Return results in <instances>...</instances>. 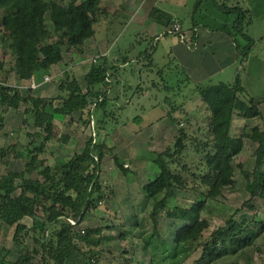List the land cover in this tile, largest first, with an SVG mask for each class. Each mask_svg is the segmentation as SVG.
Instances as JSON below:
<instances>
[{
  "label": "trees",
  "instance_id": "trees-1",
  "mask_svg": "<svg viewBox=\"0 0 264 264\" xmlns=\"http://www.w3.org/2000/svg\"><path fill=\"white\" fill-rule=\"evenodd\" d=\"M205 1L195 2L191 14L193 27L207 26L227 32L245 61L255 44L245 32L244 22L251 10L239 4L229 6V0L221 5L213 4L222 11L225 20L210 26L204 21L209 16L204 11L209 12L212 7L209 3L203 4ZM200 10L202 21L197 19ZM154 13L169 27V33L183 37L182 26L179 32L172 30L177 21L172 14L161 9ZM106 14L107 11L100 7V0H71L67 5L54 0H0V49L3 53V57L0 56V129L4 126L5 111L19 109L22 104L26 105L25 113L33 118V125L39 129L30 134L34 138L30 141L31 147L22 152L31 175L17 182V172L0 173V223L14 227V242L23 244L27 238H32L36 246L25 249L12 263L6 259L10 250L1 247L0 264H102L104 253L114 254L110 248L103 247L104 226L85 230L75 227L104 197L108 199V183L101 174L103 158L111 151L103 136L100 138L102 131H96L93 121L95 113L102 110L98 120L103 128L113 114L108 111V94L112 87V71L118 66L110 63L106 55H98L85 74V90L71 70H64L57 87L61 99L58 105L45 97L24 95L18 86L9 83L11 73L20 80L30 81L34 77L43 82L45 76H49L46 74H51L64 60L65 51H83L86 42L95 36L96 25ZM232 15H236L234 21ZM48 21L54 28V41L45 39L51 31ZM238 37L247 44L242 45ZM165 86L174 88V85ZM195 87L197 97L202 101V122L194 120L196 111L189 112L182 105L168 111V115L176 110L185 112L186 122L179 123L174 143L157 152L154 162L159 167V174L143 185L146 196L152 200L149 218L153 228L146 232L145 221L138 227L149 250L150 264H184L198 249L201 254L191 264H213L254 246L264 233V221H258L260 227L257 228L254 221L236 218L244 206L255 208L254 197L264 200V127L260 132L249 130L248 124L243 122L239 131L234 128L237 118L246 120L263 116L264 95H247L238 74L231 83H198ZM74 113H79V121L94 130L84 148L69 159L53 164L40 158L48 142L69 141L68 134L56 132L55 119L71 117ZM29 119L26 118V122ZM171 121L178 119L173 116ZM246 138L257 144L255 166L249 173L251 198L240 208H230L229 218L217 226L209 238H204L203 233L210 222L202 213L222 195L225 187L235 184L234 159L243 150ZM17 152L18 142L0 147V164L10 161ZM190 154L195 155L193 163L186 160ZM114 160L125 175L130 172L121 157L117 155ZM238 166L242 167L241 164ZM178 193L189 203L181 204L175 196ZM162 215L178 223L171 243L159 232ZM26 217L32 219V226L24 222ZM119 237L127 239L123 234ZM127 253L124 248L117 258L132 264Z\"/></svg>",
  "mask_w": 264,
  "mask_h": 264
},
{
  "label": "rangeland",
  "instance_id": "rangeland-1",
  "mask_svg": "<svg viewBox=\"0 0 264 264\" xmlns=\"http://www.w3.org/2000/svg\"><path fill=\"white\" fill-rule=\"evenodd\" d=\"M54 1L67 5L71 0ZM224 1L215 0L214 2V0H207L203 3H209V6L211 5L210 7H212L209 12L204 11L205 14L209 15L208 19L204 21L210 23V26L224 23V14L217 6H213V4L221 5ZM176 2L182 6L181 8L178 7V14L182 18L185 17L184 28H187L190 24L188 17L185 16L187 12L184 10V4L191 2L190 0H177ZM227 4L229 6H232L231 4L244 5L246 9H251L250 15L244 22L246 26L245 32L255 40V44L245 61L241 59V55L233 58L228 54L226 55L227 58L222 59L221 64L218 63L221 66V70H211L212 72L208 74L202 71L203 67L199 64L205 65L206 57L208 56L216 55L217 58L218 51L207 45L205 49L204 47L202 48V51L194 52L193 49L196 42H193L192 47L187 46L180 36L176 34L162 33L156 38L152 37V33L148 32L147 28L139 22L141 17L144 18L146 16V11H143L145 8L142 10L143 7H138V12H135L139 14L137 17L134 12H114L111 8L112 13L106 16L105 19L100 20L96 25L99 33L104 32L106 27L109 29L108 41H105V43H107L108 48H111L109 54L110 62H112L114 55H116L115 61H117V57L121 59L119 63H116L117 69L115 70L114 68L112 71L111 90H113V94L108 97V109L113 114L106 120V126L102 128V136H104L103 138L111 151V153L105 155L101 174L105 183H108V199L104 197L95 209L88 211L84 220L75 228L85 230L99 225L104 226L101 234L103 247L110 248L116 257L110 253H104L105 257L101 261L102 264H126L125 260L117 258L124 248L128 251L127 258L132 260V264H150L149 250L145 244L144 237L140 234L141 228L138 227L141 221H145L146 232H151L153 228L152 221L149 218L152 200L146 196L143 190V185L149 181L148 179H154L153 173L150 172L151 170L147 169L149 166L147 162L150 160L148 158L150 151L147 149H153L155 144V148H157L158 144V149L163 151L168 145L173 144L178 134L179 123L185 124L187 115L181 110H178L175 114L173 113L174 117L178 119L177 122L171 121L173 129L171 132L167 131V125L164 126L162 123L164 127L160 128L158 137L153 139L157 143L151 142L152 146L150 148V136L148 134L146 136L144 134L134 136L132 129L150 130L147 129L149 127L147 124L152 119L155 121L160 116L163 117L167 109L172 111V108L180 105L184 106V109L189 112L196 111L193 114L194 120L202 122L200 113L203 107L201 105L202 101L197 99L196 83L205 85L219 82L231 83L235 81L238 74L247 95L257 97L264 95V0H229ZM170 11L173 12V10ZM201 16L202 11L200 10L197 14V19L202 21L204 18L201 19ZM48 24L51 31L46 35L45 39L46 41H54L56 36L53 25L50 21H48ZM202 27L208 29L207 26ZM238 38L243 45L247 44V41L243 43V38ZM180 45L183 46L184 51L178 50L181 49ZM96 48L100 47H95L91 43L85 44L82 48L83 51H65L64 60L54 67L51 74H46L49 75L50 80L43 82L44 84L42 85L31 87L30 81L18 79L15 73H11L9 83L18 86L24 95L31 94L34 97H45L48 100H54V104L58 105L61 99L58 97L59 91L57 87L63 76V71L66 69L71 70L80 80L82 86H84V76L90 68L91 59L96 57L94 56L97 53ZM151 49L155 53L148 55ZM108 51L109 49L106 50V52ZM105 54L108 55L107 53ZM0 56L3 57L1 49ZM197 72L201 73V75L196 78L195 74ZM190 75H194L193 80L188 78ZM165 85H174L176 89H167ZM29 88H32V90L30 91ZM165 95H169L170 98L165 99ZM151 102H155L157 105L149 107ZM143 107L147 108L146 111ZM25 108L26 105L22 104L19 109H7L4 113V126L0 129V147H7L12 142H18L17 154L13 155L9 159L10 161L0 164V173H4L7 170L17 172V182L21 178L31 175L26 168V158L22 152L27 147H31L30 141L34 138L30 134L39 130L33 125V118L25 113ZM261 110L264 114V104L261 105ZM100 111L102 112V110ZM78 117L79 113H74L71 117L68 115L64 118L55 119L56 132L68 134L70 139L67 142L54 140L48 142L46 151L40 158H46L53 164L57 161L69 159L74 153L84 148L85 143L94 130L81 123ZM26 118H30L29 121L26 122ZM260 118L249 121V130L255 129V131L259 132L263 130L264 121L262 122ZM98 119L97 116L93 121L97 132L101 130ZM243 122L239 119L235 121V130L239 131ZM194 123L197 122L194 121ZM123 126L126 128L123 129ZM123 130L129 131L124 132ZM124 134L127 137V145L122 142V140L124 141L122 137ZM162 134L163 136L166 135V137L162 140L164 144L160 145L159 138ZM100 138H102L101 134ZM36 141L40 142L39 139ZM254 145L252 140L249 138L245 139L243 150L234 159L235 184L225 187L222 195L217 197L212 205L203 211V217H206L210 222L209 228L203 233L204 238H209L212 231L229 218L231 214L230 208H240L244 201L251 198V176L249 173L255 166ZM121 150H125L127 153L128 151L131 152L127 156V163L125 162L128 169L135 164L144 166L147 163L145 169L143 166L137 169L138 173L136 176H134L132 171L128 173L130 174L129 176H134L131 177L133 180H129L123 175L124 173L120 172V169L115 167V156L119 155L122 159L125 158L124 155H120ZM159 150L158 152H160ZM186 160L189 163H193L195 155L186 156ZM238 164H241L242 167H239ZM32 175L35 176V174ZM175 196L181 204L189 203L179 193L175 194ZM252 204L255 206L254 209L244 206L236 215V218L242 221H254L257 228H259L260 225L257 222L264 221V200L254 197ZM159 220L158 228L160 234L171 243L174 240L178 223L172 222L171 219L164 215ZM24 222L28 226H32L31 218L26 217ZM107 226H111V228H107ZM13 232L14 227H7L0 223V248L5 247L10 250L6 257L10 263L17 260L25 249L31 250L36 246L32 238H27L23 244L14 242ZM121 234L126 235L127 239L122 240L119 237ZM200 254L201 249H198L184 264H191ZM213 264H264V233L254 246L236 255L225 256Z\"/></svg>",
  "mask_w": 264,
  "mask_h": 264
},
{
  "label": "crops",
  "instance_id": "crops-1",
  "mask_svg": "<svg viewBox=\"0 0 264 264\" xmlns=\"http://www.w3.org/2000/svg\"><path fill=\"white\" fill-rule=\"evenodd\" d=\"M171 1H173L174 3L172 2V4H171ZM176 1L177 0H100V7L107 11L106 16H108V15H110L112 13L111 8H112V10L114 12L115 11H117V12L123 11V13H127V12H134L135 13V12H138L137 9H138L139 6L143 7L142 10L145 8V10H143V11H146V16L144 18L141 17L139 22L142 23L145 28H147L148 32L152 33V37H154V38H156L157 36H159V34H162V33L171 34V33H169V27H166L164 25V23L160 21V17L155 15L154 11L156 9H161L164 12L172 14L173 17H174V20H177L176 22H179L180 25L182 26V32L184 33L183 37H180L182 39V41L187 46H190V47L193 46V42L194 41L196 42L195 48L193 49L194 52L198 53L200 50L202 51V48L204 47V49H205L207 47V45L210 46L211 48H215L218 51L217 58H216V55H211V56L206 57L207 60H206V64L205 65L199 64V65H202V67H203L202 71L204 73L208 74V73H210V72H212V71H214L216 69H220L221 66L218 65V63L221 64L222 63V59L223 58H227L226 55H228V54L231 57H233V58H237V57L240 56L241 53L237 49L233 37L230 34H228L227 32H223V31H220V30H212L209 27H208V29L206 27L203 28L202 26L201 27H196V28L193 27L191 14H192V10L194 8L196 0H190L191 3L184 4V8H185L184 10L187 12L185 14V16L188 17L189 24H190V25H188L189 27L184 28L185 27V23H184L185 17L182 18L181 15L178 14V7L181 8L182 6H181V4H177ZM231 5L234 6L233 4H231ZM246 6H247V4H246ZM243 7L245 8L244 5H243ZM247 9L251 10L250 8H247ZM170 10H173V12H171ZM138 15L139 14H136L135 16L137 17ZM153 15L156 18L153 17ZM106 16L101 18V20L105 19ZM235 18H236V16L232 15V18H231L232 21H234ZM109 24H110V22H109ZM195 31H196V33H195ZM108 32H109V29L107 27H106V29H104V32L102 31L101 33H99L98 29H96L95 36L93 38H91L89 41H87L86 44L93 43L95 47H100L98 49L96 48L97 49V53L94 56L97 57L100 54L107 53L108 55H106V56L107 57L109 56L108 59L110 61V55L109 54H110L111 48L110 47L108 48L107 45H106L107 43H105V41L106 42L108 41V38H107ZM157 32H159V33H157ZM243 41H244L243 43H246L245 40H243ZM180 47H181V49H178V50L184 51L183 46L180 45ZM108 49H109V51L106 52V50H108ZM125 51H126V49H125ZM149 52L152 53V54L155 53V51L152 50V49ZM115 57H116V55H114L113 60L110 63H112L114 65H117L116 63H119L121 61V59L117 57V61H115V59H114ZM92 61H93V59H91V63L90 64H92ZM200 75H201V73H199V72H197V74H195L196 78L199 77ZM193 76L194 75H190V76H188V78H190V79L192 78L191 80H193L194 79ZM84 80H85V76H84ZM79 82H80V80H79ZM39 83H41V85L44 84L43 82H40V81H39ZM81 87H82L83 90L86 89V87H87L86 81H85V85L84 86H82V84H81ZM175 89H176V87H174V90ZM112 92H113V90H111L109 92L108 97L112 96V94H113ZM145 97H146V95H145ZM169 98H170L169 95H165V99H169ZM197 99H198V97H197ZM148 103H149V101H148ZM152 105L155 106L157 104H155V102L154 103L151 102L149 107L152 106ZM143 109L146 111L147 108L143 107ZM108 111H109V109H108ZM168 111L169 110L167 109L166 113H164V114L161 113V114H163V117L160 116L155 121H154V119H152L147 124L149 126L147 129H150V130H144V129H140V128H135V129H132V134L133 135L135 134L134 136L141 135V134L142 135L144 134V136H146V134H148L150 136V143L151 142L152 143H157V141L154 142L153 139L158 137V135L160 133V128H162V127L167 125V127H168L167 131L171 132V130L173 129V127L171 125L172 124L171 123V118L174 116L173 113L175 114L177 112V110L172 112L171 115H168ZM101 113H102L101 111H97L95 113V117L98 116V118H100L101 117ZM78 119H79V117H78ZM238 119L241 120V121H244L245 123L248 124L250 120L258 119V117L251 118V119H246V120L237 118V119H235V121H238ZM260 119H261L262 122L264 121V114H263V117L260 118ZM162 123H163L164 126L162 125ZM104 126H106V124ZM125 128L126 127L123 126V129H125ZM102 130L103 129L101 128V131ZM104 130H106V129H104ZM143 130H144L145 133L142 132ZM123 131L127 132L129 130H123ZM124 136H125V134H124ZM124 136H122L123 139H124V141L122 140V142L126 144V143H128V141H127V137L126 136L124 137ZM128 136H130V135H128ZM101 137H102V133H101ZM165 137H166V135L163 136V134L160 136V138H159L160 139V141H159L160 145L164 144L162 140L165 139ZM152 143L149 145V148L152 146ZM244 144H245V142H244ZM254 144H255L254 145V152H255V148H256L257 144L256 143H254ZM158 146L159 145L157 144V148H155L156 147V144H155L153 149H147V150L150 151V155L148 156V158L150 160H148V162H147L149 164V166H148L147 169L151 170L150 172L153 173V177L154 178L159 174V169H158L157 165L154 162V159H155L154 156L155 157L157 156V152L159 150ZM120 153H121L120 155H122V156L124 155L125 156V158L123 160H124V162L127 163V156H129V154H131V152L128 151V153H127V152H125V150H121ZM104 158H103V161H104ZM146 164L144 166L135 164L129 170L134 173V176H136V174L138 173L137 169L142 168V166L145 169L146 168ZM135 166H136V168H135ZM115 167L118 168L117 165H115ZM120 172L123 174V172L121 170H120ZM123 175H125V174H123ZM129 175L130 174H127L125 176L129 180H133L131 177H134V176H129ZM148 180L150 181V180H152V178L148 179Z\"/></svg>",
  "mask_w": 264,
  "mask_h": 264
},
{
  "label": "built area",
  "instance_id": "built-area-1",
  "mask_svg": "<svg viewBox=\"0 0 264 264\" xmlns=\"http://www.w3.org/2000/svg\"><path fill=\"white\" fill-rule=\"evenodd\" d=\"M172 30H174V31H176V32H179V31L181 30V25H180L179 23H177V22L174 23L173 26H172ZM104 55H106V54H104ZM95 59H96V57L94 58V60H95ZM48 80H50V77H49V76H45L43 82H47ZM30 82H31V87H37L38 85L41 84V83H39V82L37 81V79L34 78V77L30 80Z\"/></svg>",
  "mask_w": 264,
  "mask_h": 264
}]
</instances>
